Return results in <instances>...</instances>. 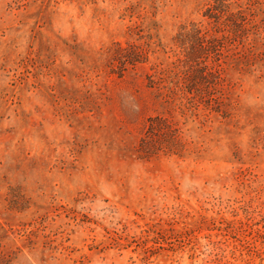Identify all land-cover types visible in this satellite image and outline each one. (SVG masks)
Here are the masks:
<instances>
[{
  "label": "rangeland",
  "instance_id": "rangeland-1",
  "mask_svg": "<svg viewBox=\"0 0 264 264\" xmlns=\"http://www.w3.org/2000/svg\"><path fill=\"white\" fill-rule=\"evenodd\" d=\"M229 1L249 32L218 60L219 103L191 107L147 77L157 83L182 57V25L214 33L202 16L213 0H0L5 259L264 264V0ZM113 42L143 46L147 61L110 73ZM159 112L187 152L140 159L146 119ZM17 195L22 210L10 208Z\"/></svg>",
  "mask_w": 264,
  "mask_h": 264
},
{
  "label": "trees",
  "instance_id": "trees-1",
  "mask_svg": "<svg viewBox=\"0 0 264 264\" xmlns=\"http://www.w3.org/2000/svg\"><path fill=\"white\" fill-rule=\"evenodd\" d=\"M202 16L209 21L208 24L214 23V33L210 34L208 28L198 23L182 25L175 37L182 57L172 62L171 69L156 71L154 76L157 77V83L151 76L147 77L149 88L155 84L161 88H175L174 91L182 95L177 99L186 100L191 107L197 106L194 99L197 102L204 101L206 106L211 101L219 103L210 89L222 80L218 60L226 43L232 45L236 39L241 40L248 34L251 24L242 6L234 5L229 0H213L212 4L206 5ZM248 51L254 54L253 50ZM106 54L110 73L121 77L128 67L146 62L148 51L135 43L125 42L122 45L113 42ZM209 61L214 64H209ZM186 146L178 123L170 115L159 112L146 119L145 132L139 139L136 152L140 159H149L160 153L182 157L187 152ZM14 198L16 202H12L10 208L22 210L24 207L19 209L17 203L23 199V195ZM5 258V253L0 251V264H11Z\"/></svg>",
  "mask_w": 264,
  "mask_h": 264
}]
</instances>
